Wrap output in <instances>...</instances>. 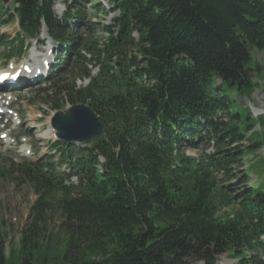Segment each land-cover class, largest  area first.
<instances>
[{
	"label": "trees",
	"instance_id": "1",
	"mask_svg": "<svg viewBox=\"0 0 264 264\" xmlns=\"http://www.w3.org/2000/svg\"><path fill=\"white\" fill-rule=\"evenodd\" d=\"M57 1L0 0V25L18 21L12 43L20 42L21 54L24 38L36 39L44 26L57 43L77 41L72 19L92 30L93 17L115 14L91 48L101 78L81 88L72 79L54 104L89 105L105 135L91 140L78 162L77 186L31 166L1 172L37 195L18 264H217L225 253L240 264H263L256 253L264 249V189L246 187L238 196L227 190L243 156L264 147L253 138L251 110L233 96L250 95L262 72L253 51L264 52V0H107L109 10L98 1L65 0L61 18ZM79 67L76 74L89 76ZM206 125L222 183L179 152ZM225 208L233 217L219 216ZM52 215L59 217L56 232ZM7 228L0 221V264L15 261Z\"/></svg>",
	"mask_w": 264,
	"mask_h": 264
},
{
	"label": "rangeland",
	"instance_id": "2",
	"mask_svg": "<svg viewBox=\"0 0 264 264\" xmlns=\"http://www.w3.org/2000/svg\"><path fill=\"white\" fill-rule=\"evenodd\" d=\"M96 1L100 2L106 10L110 9V3L107 0H92L91 2L94 4ZM87 3L88 1L85 2L84 5L86 11L88 12L89 10L87 8ZM64 10L65 0H58L54 7V12L57 18H61L63 16ZM114 16L115 14H112L110 17L98 15L97 17H93L91 19L93 31L91 30V33L89 34H91V38L93 37V39H95L93 40V44H96L98 38L103 35V25L112 23ZM91 17L92 16L88 14V19ZM0 29L1 34L14 38L18 35V22L14 21L8 25H3ZM74 30L76 29L74 28ZM39 37L45 44L42 46L39 42L32 39L23 58L28 59L30 53L33 52H41L44 54L46 50H54L63 46V44L57 43L48 35V31L45 27ZM50 44L51 47H48ZM65 49L66 47H62V51ZM1 50L3 51L4 49L1 48L0 51ZM253 57V64L255 66H261L262 72H260V75L254 76L255 87L252 93L246 96L234 92L233 96L240 106L249 108L251 110L253 118L256 119V125L253 128V132H255L253 138L264 143V52L254 50ZM18 59L22 58H14V60L17 61ZM81 61H83V59H79L77 61L78 66L74 70H68L67 74L65 73L63 77L60 78L59 82H57V85H42L38 88L37 86H34L29 91L34 92V90H36L38 94L34 95V93L25 92L22 95H19L21 101V110L25 115L24 130L35 136V139L38 141V148L41 154L44 152L45 141L40 139V137L44 136V133L48 130L50 119L52 118L53 114L56 113L54 111V104L58 101L57 94L59 89L63 86H68L73 78L76 79L77 88L84 87L88 84L87 80L83 79L80 77V74L76 73L81 71L82 68L80 69V65L82 67L87 66L89 69H91L95 61L86 60L82 63ZM120 63L121 59H119V64ZM6 64L7 61L0 60V70L5 68ZM93 71L94 74L98 72L94 66ZM218 82L220 83V80H218ZM64 105L65 107L62 109L63 111L69 109L68 104L64 103ZM37 115L43 117L40 119L37 118ZM213 147L214 146L212 145L207 146L204 143L200 144L198 148L186 147L184 152L190 155H198L202 154L206 150L208 153H210L213 152ZM0 154V168L3 166H8L9 162L13 159L20 161V158H22V152L20 149H7L2 151ZM237 154L238 152L236 155ZM36 157L37 154L32 155L29 159L35 160ZM242 162L243 165L240 169L236 170L234 168L236 175L233 176L232 181L229 183L232 184L229 189H233V191L235 190V194L237 196L240 195L244 191L243 188L246 187L254 186L256 188L261 187V189H264V147L254 153L245 154L242 158ZM61 169H63V167ZM218 179L220 180V183H222V181L225 179L222 169L219 171ZM72 182L76 183L77 181L75 179ZM36 199L37 195L34 193V190L31 187L27 185H19V183L15 182V180H7L0 172V221L4 222L8 227L7 229L9 239L7 244V253L9 256L10 254H13L10 261L15 260L14 264H18L17 255H15V253H18L21 231L25 228L26 223L29 221L31 208L34 205ZM224 212H226V214H224L226 216L233 217L234 215V210H228V208H225L219 211V216H223ZM52 216L53 220H51V224L56 232V227L59 224L57 223L59 217L56 215ZM218 264H240V261L237 258L234 259L230 257L229 253H225L218 258Z\"/></svg>",
	"mask_w": 264,
	"mask_h": 264
},
{
	"label": "water",
	"instance_id": "3",
	"mask_svg": "<svg viewBox=\"0 0 264 264\" xmlns=\"http://www.w3.org/2000/svg\"><path fill=\"white\" fill-rule=\"evenodd\" d=\"M53 124L59 131L58 136L68 141H82L103 134V128L95 113L85 105L57 113Z\"/></svg>",
	"mask_w": 264,
	"mask_h": 264
},
{
	"label": "bare ground",
	"instance_id": "4",
	"mask_svg": "<svg viewBox=\"0 0 264 264\" xmlns=\"http://www.w3.org/2000/svg\"><path fill=\"white\" fill-rule=\"evenodd\" d=\"M53 43H54V41H53ZM54 50H56V49H54ZM54 50H53V51H54ZM46 135H47V136H50V133H47ZM93 138H95V137L89 138L90 141H91Z\"/></svg>",
	"mask_w": 264,
	"mask_h": 264
}]
</instances>
